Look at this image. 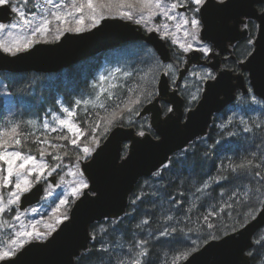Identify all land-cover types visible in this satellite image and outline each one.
Returning a JSON list of instances; mask_svg holds the SVG:
<instances>
[{
	"label": "water",
	"instance_id": "95a60500",
	"mask_svg": "<svg viewBox=\"0 0 264 264\" xmlns=\"http://www.w3.org/2000/svg\"><path fill=\"white\" fill-rule=\"evenodd\" d=\"M264 0H225L222 10L213 8L202 20L201 37L211 38L215 48L223 50L229 38H234L240 16L246 14L259 22L257 48L248 58V66L234 73L212 62L215 79H207L196 105L184 116V97L177 85L183 80L200 53H188V60L179 70L176 86L166 71L160 74L157 95L143 105L137 118L149 115L155 135L145 131L140 136L135 126L118 124L95 148L91 157L81 161V170L89 181L85 195L76 198L69 219L60 224L46 240H32L17 251L15 257L0 264H75L76 257L89 247L93 236L90 226L105 218H119L126 213L130 195L142 177H147L166 165L172 154L184 149L191 141L208 133L213 115L234 101L237 89L249 91L243 71H248L253 92L264 99V9L257 12L256 2ZM12 19V12L0 8V22ZM142 39L150 44L163 62L172 59L167 41L155 30L145 32L130 20L105 16L94 27L77 32H64L54 42H38L15 56L0 49V70L10 72H57L87 57L107 51L122 43ZM191 57V58H190ZM254 60L250 62V60ZM199 60V61H197ZM161 102L170 104L171 111L163 112ZM128 150L123 154L124 144ZM56 183V176H51ZM45 182L25 193L19 208L24 210L40 201ZM91 195H88V193ZM264 227V207L237 230L210 239L192 252L182 264H251L249 250L254 236Z\"/></svg>",
	"mask_w": 264,
	"mask_h": 264
},
{
	"label": "trees",
	"instance_id": "16d2710c",
	"mask_svg": "<svg viewBox=\"0 0 264 264\" xmlns=\"http://www.w3.org/2000/svg\"><path fill=\"white\" fill-rule=\"evenodd\" d=\"M48 40L55 41L56 38ZM157 61L162 66L165 65L151 46L142 40H133L110 51L87 57L58 72L10 73L2 71L0 72V85H3L0 87V123L16 121L21 123L22 129L26 133H36V130L32 125L27 124V121L42 119L51 112L58 111L64 104L68 107H75L77 113L75 120L79 122L82 129H88L89 125L96 121V114L104 117L105 110L93 105L86 107L87 111H85L82 105L77 107L75 102L89 96L93 97L97 93V87L93 88V85H96V75L105 62L114 64L118 68L134 71L131 79L120 77L115 80L113 83L118 87L110 89L112 92L121 94L123 99L126 98L123 94L128 88L140 84L141 87L154 91L152 100L157 94L159 76L164 68L161 67L156 73L155 89H152L151 76L145 81H139L136 78V72L149 67L150 64L154 66ZM5 92L11 93V96L6 97ZM105 95L106 93L101 94L102 101ZM112 99L115 100V96ZM168 108L169 106L163 103L165 112ZM126 117V119L109 125L107 132L104 131L105 124L101 122L96 132L99 143L105 139L114 126L127 124L128 118L132 117L136 120L130 124H133L138 131H150L155 134L150 126L149 116L137 119V113H133L126 114ZM250 123V127L254 123L256 125L251 133L244 132V126H241L236 120L232 122L231 126L229 123L224 128L213 124L207 135L199 137L185 149L173 154L168 164L157 171L159 172L158 177L153 175L142 177L131 194L125 215L121 218L105 219L91 225V232L94 235L98 224L106 223V234L109 236V240L98 246L99 241L93 239L88 250L76 259L75 264H116V260L124 256L128 249L139 240L149 242L147 247L151 254L148 264H163L165 259L171 260L174 252L183 251L189 256L212 239L211 237L204 238L207 232L201 230L203 220L201 218L198 221L197 217H202L203 214L212 210L208 207L210 203L223 207V202L228 199V194L234 189L238 188L240 192H243L245 189L256 187L258 178L254 179L252 175L233 173L229 169L223 173L228 177L227 180L211 182L203 192H197L196 189L202 187L203 182L209 177L218 175V169H221L222 162L225 168L230 161L238 164L245 157L252 158L254 163H261L260 154L264 153V108H261L252 117ZM59 135L61 134L59 133ZM90 135L91 133L88 136L90 137ZM53 139L55 140V138ZM62 141L66 147L61 150V153L67 152L77 157V152H79V155H82V151L67 140ZM26 144L33 150L36 147L32 144L31 136ZM126 150L127 146L125 152ZM253 153H256L255 157L252 156ZM257 170L264 174V165L261 169L248 171ZM261 190L264 191V189ZM221 193L224 195L221 196ZM173 198L181 203L173 204ZM235 199L239 201L241 198L238 195ZM72 203L68 206L67 215ZM246 204L251 206L247 207ZM189 208L192 209L190 212ZM260 208L261 206L253 201L245 202V204L236 203L233 208H225L219 217H211V220L216 223V229L211 230V236L219 238L240 228L253 218ZM165 214L182 219L183 223L180 224V228L184 229L183 243L159 236V231L165 226L162 219ZM188 217H191V220ZM144 221H148V223L145 224ZM117 239L125 242L123 247H113V243ZM189 241L194 242V248ZM102 247L107 248L108 252L100 251ZM254 249L255 245L250 251H254ZM251 262V264H264V253L260 255V258L251 256Z\"/></svg>",
	"mask_w": 264,
	"mask_h": 264
},
{
	"label": "snow or ice",
	"instance_id": "6c2138e0",
	"mask_svg": "<svg viewBox=\"0 0 264 264\" xmlns=\"http://www.w3.org/2000/svg\"><path fill=\"white\" fill-rule=\"evenodd\" d=\"M227 6L225 0H172V2H168V0H31V3L30 0H0V8H7L16 16L15 22L10 25L0 23V33H4L6 28L16 30L7 31L6 34L10 39H0V49L15 56L22 50L27 51L32 48L41 38L47 42L50 33L54 32L56 39H59L60 34L63 32L74 31L79 33L84 30L86 22L90 21V26L94 27L106 15L113 13L121 18L135 20L136 23L145 25L150 24L159 15L166 21L175 22L173 26L176 32L183 30V36L190 38V41L186 39L181 42L180 37H177L175 32L169 30L167 23L156 27L155 31L161 32L162 30V36L171 39L173 44H178L183 53L198 52L207 60L215 52L212 43H205L200 35L202 20L205 21V29H207L206 17L209 11L213 8L222 10ZM179 9H182L183 12H179ZM208 39L211 41L210 37ZM194 45H199V47ZM199 58L197 57V59ZM177 59L183 62L180 54H177ZM161 67L166 71H172L174 66L173 64L162 66L157 61L154 66L150 64L149 67L136 72V78L139 81H145L151 76L152 89H155L156 73ZM141 72L143 74H140ZM133 75L134 71L116 68L108 73L107 76H100L99 80L105 81L111 78V80L115 81L120 77L131 79ZM201 79L211 80L215 79V77L211 72H206ZM0 87H3V85H0ZM96 87L97 85H93V88ZM117 87L118 85L115 83H111L108 87L100 86V93L96 95L94 101L77 100L75 102L77 107L81 103L84 105L93 104L105 110L104 117H100L98 113L96 114V121L90 124L88 129H82L79 126V122H74L77 113L70 111L66 107L63 108V113L66 114L65 118L53 116V121L59 126L58 128L52 127L47 122L43 124L45 132H42L41 135L45 136L44 139H41L35 133H26L19 122L6 121L0 123V215L6 212L11 213L13 206L19 205L21 197L25 193L61 167L60 161L63 160L64 155H67V152L62 155L61 150L66 146L52 143L47 138L46 132L60 131L63 133V130L67 129L70 135L61 134L56 136L55 140H67L77 149L81 148V137L91 133L88 143H85L82 147L83 156H80L79 152H77L78 160L85 159L92 152L90 145L99 143L96 138V132L101 122L105 124L104 131L107 132L109 125L126 119V114L138 113L143 105L149 102L154 95L153 90L136 84L134 87L127 89L123 94L126 98L122 99L121 94L110 90ZM103 93H106V95L102 101L101 94ZM4 95L10 97L11 93L5 92ZM113 96H115V100L112 99ZM192 99L196 100L197 97L193 95ZM251 99L256 104L260 103L255 96H252ZM109 101L110 103L106 104ZM97 102L99 103L97 104ZM255 110V108L252 109V111ZM85 111H87V108H85ZM35 123L33 120L27 121V124L33 127ZM229 123H232V121L229 120ZM240 123L244 125L243 131L247 133H251L253 127H256L255 123L250 127L243 118L240 119ZM139 135L143 136L144 132H140ZM30 136L32 137V144L36 145L34 150L26 144ZM37 156L40 159H37ZM49 156L57 163L50 164L46 159ZM252 156L255 157L256 153H253ZM260 159L261 163H254L252 158L245 157L238 164L230 161L226 168L222 162L221 169H218V175L209 177L208 180L203 182L202 187L196 189L197 192H203L204 189L210 186L211 182L227 180L228 177L223 173L229 169L233 173L252 175L254 179L258 178L256 187L245 189L243 192H240L238 188L234 189L228 194V199L223 202V207L210 203L208 207L212 210L203 214L202 217H197L198 221L201 218L203 220L201 230L207 232V235L204 236L205 239L209 237L215 239L214 236H211V230L216 229V223L211 220V217H219L225 211V208H233L236 203L245 204L248 201H253L258 206L264 207V191L261 190L264 189V174L260 170L248 171L250 169H261L262 165H264V153L260 154ZM71 174L75 176L77 173L73 172ZM80 175L81 177L83 176L82 173ZM86 189H89V183L86 179L81 178L72 187L70 195L78 198L85 195ZM88 195H91V193L89 192ZM223 195L224 193H221V196ZM238 195L241 198L239 201L235 199ZM229 201H232V203H229ZM69 203L70 201L67 198L60 200L61 206ZM172 203L181 202H177L173 198ZM245 206L250 207L251 205L246 204ZM191 210V208L188 209L189 212ZM56 212H59V207L54 210V222L45 224L46 231L40 232L36 230L35 224H24L21 220V214L17 211L13 218L19 222V230L8 235L7 240L0 236V262L9 261L12 257H15L17 251L27 242L46 240L52 232L56 231V225L63 224L64 221L69 219L67 209L60 215H55ZM162 219L165 222V226L159 231V236L175 240L177 243H183L184 229L180 228V224L183 223L182 219L169 214H165ZM188 219L191 220V217H188ZM143 223L147 224L148 221ZM9 227H16V225L9 224ZM148 243L147 240H139L128 249L124 256L116 260V264H148V258L151 254L150 249L147 247ZM189 243L192 244L193 248L195 247L194 242L189 241ZM254 245L255 249L250 251L249 255L260 258V255L264 253V233L257 232ZM100 251L108 252V249L102 247ZM187 256L188 254L183 251L174 252L171 260L165 259L163 264H182V261L186 260Z\"/></svg>",
	"mask_w": 264,
	"mask_h": 264
},
{
	"label": "rangeland",
	"instance_id": "374dc122",
	"mask_svg": "<svg viewBox=\"0 0 264 264\" xmlns=\"http://www.w3.org/2000/svg\"><path fill=\"white\" fill-rule=\"evenodd\" d=\"M168 2H172V0H168ZM30 3H31V0H30ZM31 10H35V9H31ZM178 11L183 12V10H178ZM106 16H117V17H119L118 15H115L114 13L111 15H106ZM15 19H16V16L13 13L12 19L6 23H3V24L10 25L12 22H15ZM131 21L135 22V20H131ZM163 23L168 24L169 30L175 32L176 36L180 37L181 42H183L186 39L190 41V38H185L183 36V30L176 32V30L173 26L175 22L166 21L163 17H161L159 15L156 16L153 19V21L148 25H145L143 23H138V24L141 25L144 30L151 31L150 29L154 30L156 27L161 26ZM90 25H91L90 21L86 22L83 31L88 30V29L93 27ZM7 31H16V30L6 28L4 33H0V39H4V40L10 39L6 34ZM158 33L162 36V30H161V32H158ZM62 34H60V36ZM55 35L56 34L54 32L50 33L48 38H47V42L51 41V40H48L49 38H51V39L55 38ZM165 39H167V41L169 43H171L172 46L173 45L175 46L176 51H180V53H183V51L179 48L178 44H173L171 39H168V38H165ZM40 41L45 42L43 38H41ZM194 46L196 47L197 45H194ZM167 64H173V62L167 63ZM173 66L174 67H173L172 71H167L169 76H170L172 83L176 81L177 76H178V69H179V68H176L175 65H173ZM116 68H118L116 65L110 64L109 62H105L96 75L95 81H96V85H97V93L93 97L89 96V97L82 99L81 101H83V100H93L94 101L96 95L100 93V86L108 87L111 83L114 82L113 80H111V78H109L108 80H105V81H100L99 77L102 75L107 76L108 73L112 72ZM206 72L212 73V70L208 67H201V66L192 67L189 69V71H188L187 75L184 77V79L179 83V87H181L182 92L185 94L186 98L190 102L193 101V99H192L193 95H195L197 97V99L201 95V93L204 89V83L206 81V79H201V78L205 75ZM117 75H119V74H117ZM251 98H252V96H251ZM257 101H259L260 103L256 104L251 99L253 106L257 107L256 111H254L252 115H254V114L256 115V112L259 110V107L264 108V101H260L259 99H257ZM97 104H98V102H97ZM81 105L84 108H86L88 106H93V104L84 105L83 103H81ZM64 107L69 108L70 111L75 112V107H68L67 105L62 104V106L60 107V109L58 111H53V112H51V114H49L48 116H45L42 119H33V121L36 122L35 126L33 127L34 130H36L35 135L42 136L41 133L45 132V130L43 129V124L45 122L49 123L52 127L58 128L59 126L53 121V116H59L61 118H65L66 114L63 113ZM239 118L240 119L243 118V120L245 122L247 121L246 116L241 115V113L239 111L235 112V110H233L230 114L227 115V117H224L223 122L220 121V119H218V121L216 122V125H221L224 128V126H226V124H229V120H231L233 122L235 120L238 121ZM135 120L136 119L133 117L128 118L126 125H131L130 123L134 122ZM74 122H77L75 120V118H74ZM231 125H232V123H230V126ZM221 126H218V127H221ZM235 127H237V126H235ZM59 133L70 135L67 132V129H64L63 133H61L60 131H57V132L48 131V132H46V136H47V138H49L51 140L52 143L63 144L62 140H57V142H56V140L53 139L56 136H58ZM43 137L45 138V136H43ZM88 141H89L88 135L81 137V139H80L81 148H79L80 151H82L83 145L85 143H88ZM97 145L96 144L93 146H92V144L90 145V147L92 148V152L94 151V149ZM49 150L51 151V149H49ZM92 152H91V154H92ZM61 154L63 155V153H61ZM91 154L82 160H87L88 158H90ZM81 156H83V152H82ZM37 159H40V157L37 156ZM46 159L48 160V162L50 164L57 163L50 156L46 157ZM80 162H81V160H78V157L72 155L71 153H67V155H64L63 160L60 161L61 167L57 168L56 171L53 172L51 175V176L56 175V179H55L56 183L53 184L51 182V180L49 179V177H51V176H47L45 179L42 180L45 182V191L42 195L40 202H38L35 205L27 207L25 210H20L19 205L13 206V211L11 213L6 212L3 215H0V236H2L5 240H7L8 235L19 230V222L15 221L13 218L15 216V214L17 213V211H19V213L21 214V220L24 224H26V225L35 224L36 230L40 231V232L46 231V229L44 227L45 224H49V223L54 222V210L57 207H59V212H56L55 215H60L61 213H64L66 209L68 211L69 204L72 203L74 201V199L76 198V197H72L70 195L72 187L75 186V183H78L81 178H84L87 180V178L85 177V175L83 174V172L81 170ZM77 164H78V167H77ZM73 172H75L77 174L74 176L71 174ZM81 173L83 174L82 177L80 175ZM158 173L159 172H156L155 174H153V176L158 177ZM65 198H67L70 201V203L68 205L61 206L60 200H63ZM19 204H20V202H19ZM33 209H35V211H33ZM9 224L16 225V227L10 228ZM106 228H107L106 223L98 224V226L95 228L94 241H96V240L99 241L98 246H101L103 243H105L109 240V236L106 234ZM260 232L264 233V227L260 230ZM124 243L125 242H123V240L117 239L114 241L113 247H120L121 248V247H123Z\"/></svg>",
	"mask_w": 264,
	"mask_h": 264
},
{
	"label": "flooded vegetation",
	"instance_id": "af4514ba",
	"mask_svg": "<svg viewBox=\"0 0 264 264\" xmlns=\"http://www.w3.org/2000/svg\"><path fill=\"white\" fill-rule=\"evenodd\" d=\"M255 8H256L257 12L263 11L264 2L263 1L256 2ZM179 10H181V9H179ZM258 30H259L258 20L255 17H251V16H248L246 14H242L240 16V22H238V24H237V30L235 33L236 34L235 37L234 38L232 37V38H229L226 40V42L223 45V50L215 48L212 41L204 40L205 43H209V42L212 43L215 54L210 59L205 60L203 58L202 54L200 53V60L202 62L201 63L194 62L191 64L190 68L196 67V66L208 67L212 70V74H214L213 76L215 77L216 72H215V70H213L211 68L210 64L212 62H214L216 60V58H218L221 67L231 69V70H233L234 73H237L238 71H240V69H242V67L249 65L248 64V58H249V56H251L252 52H254L257 48L256 41H257V36H258ZM249 41H251V43H249ZM170 45H171V43H170ZM196 47H199V45H197ZM172 48H173V51H172V49H171V51H172L173 58L169 63L173 62V65H175L176 68H179V66H184V64L188 60V57H187L188 53H180V51H176L174 45L172 46ZM177 54H180L183 62H181L180 60L177 59ZM158 58H159V56H158ZM197 61H199V60H197ZM252 61H254V60L251 59L250 62H252ZM243 74H244L246 83H247L248 87L250 88L249 92L244 93L241 89H237L235 100L233 102H231L228 106H226L220 112L219 117L220 118L225 117L226 113L228 115L233 110H235V112L239 111L241 113V115L247 117L246 123L250 126L251 125V123H250L251 119L255 115V114L252 115L254 112V111H252V109L257 108L256 106H253V104L251 102V96H255L260 101H264V100L262 98H259L253 92V89L250 85V79L248 76V71L244 70ZM174 85H175V82H173V87H174ZM178 89H179V92L181 93V95L184 97V103H185L184 106H185L186 110L194 107L196 105V103L198 102L199 98L190 102L186 98L185 94L182 92L181 87L178 86ZM259 108H260L259 110H261V107H259ZM238 123L241 126H244L243 124L240 123V118L238 119ZM214 124H215V122H214Z\"/></svg>",
	"mask_w": 264,
	"mask_h": 264
}]
</instances>
